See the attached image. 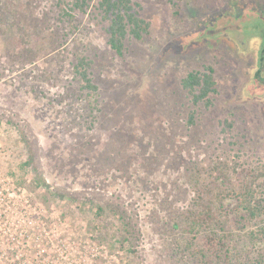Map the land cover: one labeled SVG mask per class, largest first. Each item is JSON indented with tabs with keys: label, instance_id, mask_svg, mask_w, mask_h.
Instances as JSON below:
<instances>
[{
	"label": "rangeland",
	"instance_id": "obj_1",
	"mask_svg": "<svg viewBox=\"0 0 264 264\" xmlns=\"http://www.w3.org/2000/svg\"><path fill=\"white\" fill-rule=\"evenodd\" d=\"M133 1L150 34L119 56L98 0H0V174L45 206L32 264H204L177 226L193 171L264 163V0ZM206 67L210 108L182 86Z\"/></svg>",
	"mask_w": 264,
	"mask_h": 264
},
{
	"label": "trees",
	"instance_id": "obj_2",
	"mask_svg": "<svg viewBox=\"0 0 264 264\" xmlns=\"http://www.w3.org/2000/svg\"><path fill=\"white\" fill-rule=\"evenodd\" d=\"M89 1L73 0L71 7L65 6L64 14L86 13ZM140 8L133 0L97 2L96 10L108 22V44L119 56L127 51V39L142 41L150 34L151 23L141 17ZM263 55L264 46L261 62ZM90 66L91 62L83 56L78 58L75 69L83 89L95 92L98 87L90 78ZM260 67L259 64L257 77ZM182 86L194 105L203 103L207 108L213 106V96L219 93L213 67L187 73ZM193 116L190 124L194 123ZM191 188L190 206L177 225L189 238L186 249H196L195 255L204 264H211L214 257L226 264H264V163L215 159L207 167L193 171ZM198 239L201 242L196 244Z\"/></svg>",
	"mask_w": 264,
	"mask_h": 264
},
{
	"label": "built area",
	"instance_id": "obj_3",
	"mask_svg": "<svg viewBox=\"0 0 264 264\" xmlns=\"http://www.w3.org/2000/svg\"><path fill=\"white\" fill-rule=\"evenodd\" d=\"M26 187L0 174V264H32L29 259L38 242L45 248V206ZM41 249H44L41 251ZM38 258V257H37Z\"/></svg>",
	"mask_w": 264,
	"mask_h": 264
},
{
	"label": "water",
	"instance_id": "obj_4",
	"mask_svg": "<svg viewBox=\"0 0 264 264\" xmlns=\"http://www.w3.org/2000/svg\"><path fill=\"white\" fill-rule=\"evenodd\" d=\"M259 77H260V80L264 83V55H263L261 67L259 70Z\"/></svg>",
	"mask_w": 264,
	"mask_h": 264
}]
</instances>
